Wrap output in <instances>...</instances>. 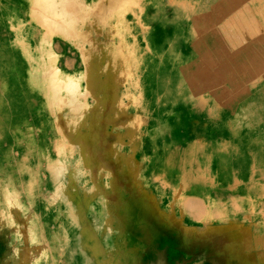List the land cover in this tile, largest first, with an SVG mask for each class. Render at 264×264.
Returning a JSON list of instances; mask_svg holds the SVG:
<instances>
[{
    "label": "bare ground",
    "instance_id": "1",
    "mask_svg": "<svg viewBox=\"0 0 264 264\" xmlns=\"http://www.w3.org/2000/svg\"><path fill=\"white\" fill-rule=\"evenodd\" d=\"M68 1L70 3L57 6L32 5L30 8L35 10L29 9L23 19L17 20L13 15L16 17L12 24L13 57L15 68L20 72L19 67H24V63H30L31 67L39 62L44 64L45 94L55 110L61 88L55 76L65 71L54 52L55 46L66 45L81 54L80 47L73 41L81 40L86 46L97 32L102 35L104 43L99 52L88 53L91 59L98 58L97 68H101V76L92 77L90 68L83 71L87 78L83 104L94 105L105 116L100 121L104 124L102 128L90 132L88 141L79 138L76 130L65 122L54 121L45 113L40 88L30 90L20 78L15 79L17 73L10 74L6 57L10 56L8 32L9 27L12 31V25L6 20V0H0V13L5 17L0 20V113L5 119L2 120L3 129H14L3 139L9 149L16 146L15 128L20 125L26 130L22 121L24 118L29 120L25 152L13 166H7L8 150L0 145V241L6 250L3 263L8 264L18 253L13 245L14 239L23 241L39 256L30 263L24 258L22 262L25 264L144 262L131 257L123 260L121 256L118 258L116 246H104L99 233L91 230V224H81L85 211L81 208L86 207L103 216L106 211L108 222L121 232L126 226V209L131 224L141 228L161 225L180 236L184 234L182 237H187L185 235L191 231L200 235L211 229L224 230L223 225H231L234 233L231 239L243 236L247 250L244 257H231V264H264V143L256 142L262 140L264 130V122L258 118L262 107L250 104L245 124L250 136L242 178L231 173V178L226 175L222 178H227L225 181L213 184L195 175L198 172L189 167L194 147L175 146L176 149L170 148L160 155L154 152V148H148L149 130L144 120L154 121L158 119L157 114L165 110L161 97L152 99L151 96L156 87L154 79L152 83L149 78V69L158 53L154 47L155 30L159 27L165 33L180 23L183 31L193 34L194 20H207L202 15L199 0H96L86 8L78 5L79 0ZM218 1L216 10L221 9L222 2L226 4L231 0ZM246 3L249 4L243 5V10L235 11L237 15L233 20H228L242 40L248 42V51L236 48L228 55V63L234 67V78L238 79L242 74L246 77L248 73H260L259 66L263 61L258 50L264 47V0H246ZM96 4L99 5L96 7ZM139 36L145 43L143 47L139 46ZM201 51L202 46L197 55L180 56L179 65L175 71L171 70L172 74L167 69L157 72V83L162 81L160 94L175 83L185 82L181 69L186 64L197 63L202 56L210 55H203ZM178 74L181 75L179 78ZM122 86L129 89L126 93L128 106L123 104L117 92ZM239 86L245 91L244 82L240 81ZM248 88L249 103L255 102L254 97H264V79L259 78V85L250 84ZM138 91L141 102L135 97L134 92ZM227 92L231 95V80ZM158 103L163 107H157ZM181 134L182 130L178 129L174 136L183 141ZM1 141L0 135V144ZM28 156L34 159L31 165L25 162ZM23 169L29 171L28 179L34 182L19 184L14 191L7 181L21 178ZM41 169L46 174L48 194L42 196L33 187L29 188L32 193L29 196L25 189L36 182ZM225 174L226 171L222 175ZM23 200L30 205H22ZM50 224L54 225L53 228L49 227ZM109 228L104 231L109 232ZM44 247H49L48 254H45ZM108 255L112 257L108 258Z\"/></svg>",
    "mask_w": 264,
    "mask_h": 264
},
{
    "label": "rangeland",
    "instance_id": "2",
    "mask_svg": "<svg viewBox=\"0 0 264 264\" xmlns=\"http://www.w3.org/2000/svg\"><path fill=\"white\" fill-rule=\"evenodd\" d=\"M91 1L96 3V0H79L77 3L81 8H86L91 7L88 5ZM62 3L68 4L70 2L68 0H6V20H10L9 24L12 25L16 17L17 20L23 19L29 9L35 10V8H30L32 5L43 7L46 4L57 6ZM248 4L246 0H231L230 2L227 1L226 4L222 2L221 9L216 10L219 1L199 0L198 5L202 10V15L207 20H194L196 23L193 34H188L186 30L183 31V26L180 27V23H177L170 30H166L165 33L157 27L154 35V47L158 53L153 67L149 69L150 82L153 83L154 79L156 83L151 96L153 95L152 99L157 96L161 97L160 101L165 104V110L157 114L158 119L154 121L144 120L145 126L149 130L148 148H154V152L156 151L160 155L170 148L176 149L175 146L184 147L186 145L187 149L194 147L193 158L190 160L189 167L196 173L198 172L195 175L203 177L213 184L225 181L227 178H222L226 175L231 178V173L237 174L241 178L244 176L247 145L250 136L249 129L245 127V124L250 113V104L262 107L258 118L264 122V97H254L256 98L254 103H249L247 100L249 98V85H259V78L264 79V47H260L258 50L262 54L261 59H263L259 66L261 71L258 74L248 73L246 77L242 74L241 79L234 78L233 64L231 63L230 66L228 63V55H231L236 48L248 51L247 40L246 42L242 40L243 37L234 31L232 25L228 23V20H233V17L237 15L235 11L243 10V7ZM98 5L96 4V7ZM255 5L253 4V6ZM114 7L117 8V5ZM10 11L12 15H9ZM14 14L16 17L13 16ZM4 18L0 13V20H4ZM10 29L9 27L10 56L6 57L10 74L17 73L18 77L15 76V79L20 78L25 83L26 88L28 87L30 90L35 89V87L40 88V99L44 105V111L52 120L65 122L71 129L76 130L75 132L80 135L79 138L82 140L88 141L91 139L90 134L98 132L104 125L100 121L102 122L105 116L94 105L83 104L82 96L87 89L86 73H83V71L90 68L91 74H93L92 77L99 74L95 78L101 76V68H97L99 67L98 58L92 57L91 59L88 53L95 52L94 50L99 52L100 46L104 43L102 35L97 32L96 35H93L92 41H89L90 45L86 46L83 45L81 40L73 41L80 47L79 52L81 54L76 53L66 45L59 44L55 46L54 52L59 56V63L64 66L65 71L57 73L55 76V80L60 82L61 88L57 93L59 98L58 108L54 110L50 106L51 101L46 98L45 94L47 79L44 64L39 62L31 67L30 63H24V67L23 65L19 67L22 72L16 70L12 44L13 25L12 31ZM138 43L140 47L145 45L141 36H139ZM196 43L197 49L195 50ZM94 45H98L95 46L96 49ZM201 46L203 51L200 53L210 55L202 56L197 63L186 64L185 68L181 69L185 74V82L183 84L175 83L166 92L160 94L162 81L157 83L155 78L158 75L157 72L161 69H167L172 74L171 70L175 71V68L179 65L180 56L186 54L197 55ZM86 49L89 50L86 51ZM178 71H180V68ZM180 76L178 74V78ZM230 80L231 95L227 92ZM240 81L244 82L245 91L242 89L243 86H239ZM128 90L124 86L117 90L120 100L126 106L129 104L126 98ZM134 93L136 99L141 102L140 91ZM151 96L148 101L151 100ZM244 98H246V102H243ZM155 101L158 100L155 99ZM45 105H48V107H45ZM157 107H163V105L158 103ZM130 113L132 114L133 111ZM0 120V135L2 136L0 145L2 149L8 150L6 154L7 166L9 164L13 166L15 161L20 160V154L25 152L27 146L26 136L28 138L29 134V120L24 118L22 121L26 124V130L19 127L20 125L15 128L17 142L12 149H9L3 139L7 138L8 134L14 129L12 128L11 131L10 129H3L2 120L5 119L2 113H0ZM20 120L18 123H20ZM176 127L178 128L175 129ZM178 129L182 130L183 141H179L174 136ZM262 132V140H257V144L264 143V130ZM20 133L26 134L21 137ZM76 139L78 138L76 137ZM198 153L201 154L198 155ZM25 162L31 165L34 159L28 156ZM38 171L39 174H37L34 185L30 184L25 189L29 196L32 194L29 192V188L33 187H35V192H40L42 196L48 194L46 191H49V189L45 186L47 182L46 174L42 169ZM225 171L227 174L222 175ZM28 172L23 169L21 178H12V180L7 181L12 190L16 191L18 185H23L24 182H34L28 179ZM203 175L207 176L208 179ZM33 177L35 179V173ZM21 204L26 207L30 205L27 200L21 201ZM125 205L128 208V204ZM85 208H81V210H85L83 211L84 220L81 224H91V230L99 233L98 235L101 236L104 246L108 248L116 246L118 258L121 256L123 260L126 257H131L136 259L135 261H144L141 264H146V262H150V264H231V257H244V251H247L243 236L231 239L234 234L231 232V225H223L221 228H225L224 230L211 229L200 235L196 231H194L195 233H191V231L188 233L189 235H185L187 237H182L184 234L180 236L176 231L163 229L164 226H156L154 223L153 227L145 228L131 224L129 210L126 209L124 210V223L126 226L123 228L124 231L121 232L116 231V228L108 222V217H105L106 211H104L103 216L99 214L100 212H90ZM53 226L50 224L49 227L53 228ZM109 226V232H105L104 230H107ZM178 239L180 240L178 241ZM13 245L18 251L15 256L17 258L14 257L8 264H25L22 262L24 258L28 263L39 258L37 252L29 250L23 241L14 239ZM49 247H44L45 254H48L46 251ZM5 252V245L0 241V264H5L2 259ZM112 255H108V258Z\"/></svg>",
    "mask_w": 264,
    "mask_h": 264
}]
</instances>
